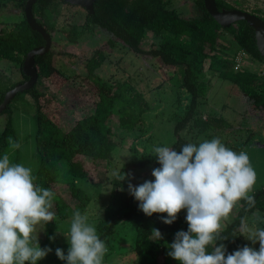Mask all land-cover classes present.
I'll return each mask as SVG.
<instances>
[{"label": "trees", "instance_id": "trees-1", "mask_svg": "<svg viewBox=\"0 0 264 264\" xmlns=\"http://www.w3.org/2000/svg\"><path fill=\"white\" fill-rule=\"evenodd\" d=\"M3 1L7 0H0ZM9 1L23 9V18L12 23L0 20V60L19 65L23 78L10 85H0V102L6 91L27 79L22 72L27 53L45 44L42 35L33 30L25 19L26 0ZM56 1L64 2L37 0L32 9L34 18L49 32L52 40L54 39L52 32L56 31V28L54 24H48L47 19L51 12L50 6ZM193 1L199 13L186 17L174 7L172 0H97L94 3V13H86L84 22L72 26L70 31V38L77 41L84 35L92 33L95 28H99L110 35L109 44L112 48L114 42L118 40L137 56L157 59L166 66L181 70L180 87L189 94V99L185 113L175 124L176 138L171 147L176 150L185 143L196 144L194 139L213 124L216 128L229 125L221 117L213 116L204 120L198 115L201 100L206 97L211 82L206 69L215 76L236 84L251 108L264 112V72L245 67L235 70L232 61V55L244 50L251 60L264 63L256 45L253 28L245 20L238 21L229 28H223L207 12L203 0ZM215 1L219 10L238 8L237 0ZM250 13L255 14V11ZM226 34L231 39H227ZM150 35L158 40L151 42L149 48L145 49L142 42ZM52 55V50H49L46 54L35 57L38 73L35 85L29 90L19 92L12 101L26 96L27 103L33 107L38 162L34 173L35 183L53 191L60 181L59 164H66L69 179L64 184L70 196L75 199V203L70 206L69 203L53 197L56 218L66 219L77 210L81 212L88 202L87 195L78 188L76 180L87 179L89 173L85 164L76 157H85L95 162H109L125 135L132 131L140 133L145 131L144 115L150 109V101L144 92L136 89L129 81L100 77L97 70L106 61V54L102 50H96L85 62L87 78L94 85L97 95L93 111L76 119L71 128L64 131L45 116L41 103L43 92L38 89L43 79L39 64L46 56L50 60ZM63 76L69 78L64 74ZM10 104L2 113L6 114L7 118L0 131V158L7 154L10 162L18 163L19 147L14 145H19V141ZM195 129L196 133L190 140L181 134L184 130L193 132ZM147 164L160 166L155 159L127 162L122 166L121 171L131 173L133 178L130 181L127 179L126 185L123 181L112 179L114 185L112 205L107 209L106 217L97 224L96 230L99 237L107 242L115 234L118 224L121 221H128L136 231L134 251L139 264H178L167 255L170 251L168 245L172 243L177 231L187 230L186 211L182 210L171 225H166L161 220L166 214L154 213L151 217L144 215L138 208V202L128 192L129 182L133 186L140 184L131 168L145 167ZM250 195L255 197L254 206L249 207L247 202L241 201L236 218L226 225L222 233V236L227 238L216 242L217 245L223 243L228 253L245 245L250 247L239 230L247 214L255 211L264 214V188L256 189ZM153 228L159 229L163 236L162 240L154 239L151 234ZM49 237H52L50 231L47 240Z\"/></svg>", "mask_w": 264, "mask_h": 264}, {"label": "rangeland", "instance_id": "rangeland-1", "mask_svg": "<svg viewBox=\"0 0 264 264\" xmlns=\"http://www.w3.org/2000/svg\"><path fill=\"white\" fill-rule=\"evenodd\" d=\"M264 0H237V7L250 10L251 6ZM174 7L186 17L199 13L193 0H172ZM48 24H54L56 31L52 32L54 39L51 48L53 55L49 60L44 57L39 64V71L43 76L42 84L38 89L43 92L41 103L45 116L51 119L62 130L67 131L81 116L89 115L94 108L97 95L94 85L87 78L86 60L96 51L102 50L106 54V61L97 70L102 78H113L129 81L136 89L146 94L150 101V109L144 115L146 129L143 132L132 131L125 135L124 140L113 152V158L108 161L95 162L91 159L78 156L88 170V178H78L76 185L88 197L87 205L81 211L87 214L89 223L95 228L107 214L112 205L114 185L112 172L121 169L127 162H139L146 159H156L152 149L155 146H169L174 143L176 135L175 124L185 113L189 94L180 87L181 70L174 69L160 63L157 59H148L137 56L128 51L123 44L116 40L114 47L109 44L110 35L99 28L84 35L79 40L70 38L72 26L84 22L87 11L78 5H71L56 1L50 6ZM23 18V9L12 1L0 2V20L15 22ZM227 39L231 37L226 34ZM158 40L155 36H148L142 46L148 49L150 43ZM246 66L252 70L264 72V63L250 60ZM69 76L65 78L63 74ZM207 77L211 79L207 95L201 100L198 115L204 120L210 117H221L229 125L216 128L211 125L205 132L194 139L196 144L203 140L219 138L226 147L239 152L245 151L250 158L251 165L256 173V182L253 191L264 188V112L253 110L247 102L240 88L223 78L215 76L209 70ZM23 78L19 65L7 60H0V85L13 84ZM13 109L14 126L19 141V160L32 169L33 175L37 168L35 139L36 123L33 117V107L27 103V97H18L11 102ZM7 115L0 114V131L3 129ZM196 133L183 131L181 134L190 140ZM242 143V144H241ZM155 164L145 167H132L131 171L141 183L153 180L151 171L157 168ZM60 181L54 187V198L69 203L72 206L75 199L70 196L64 184L69 176L66 164H59ZM127 184V179L123 181ZM252 191V192H253ZM54 199V202H55ZM53 202V203H54ZM239 204L223 221L224 228L232 222L238 212ZM54 206L52 211L55 213ZM73 213L66 219L56 218L46 225H36L33 233V243L38 239L41 248L48 247L52 251L37 264H66L55 255V249H63L65 255L68 250L67 237ZM249 229H264V214L260 211L248 213L242 226ZM242 226L240 232L242 234ZM49 231L54 239H48ZM97 231V230H96ZM98 234V233H97ZM243 236V235H242ZM136 231L128 221H121L115 234L105 242L107 253L103 264H139L134 251ZM247 241L250 247L259 249V242L253 244Z\"/></svg>", "mask_w": 264, "mask_h": 264}, {"label": "clouds", "instance_id": "clouds-1", "mask_svg": "<svg viewBox=\"0 0 264 264\" xmlns=\"http://www.w3.org/2000/svg\"><path fill=\"white\" fill-rule=\"evenodd\" d=\"M14 147H19L15 144ZM160 167L153 168V180L133 186L128 192L138 202L144 215L166 214L162 223L171 225L186 211L187 230H179L168 245L167 255L178 264H264V229L242 226V235L259 249L247 245L228 253L223 221L241 201L255 204L252 193L256 173L243 150L236 152L219 138L199 144L185 143L179 150L169 146L152 149ZM119 182L133 178L131 173L114 170ZM30 167L12 163L7 154L0 158V264H37L52 251L41 248L33 233L36 225L56 219L55 193L35 183ZM123 190V189H121ZM87 214L73 213L67 237L68 250L56 248L55 255L66 264H103L108 249L90 224ZM155 240H162L159 229L151 230ZM54 239V237H49ZM209 248L211 251H209Z\"/></svg>", "mask_w": 264, "mask_h": 264}, {"label": "water", "instance_id": "water-1", "mask_svg": "<svg viewBox=\"0 0 264 264\" xmlns=\"http://www.w3.org/2000/svg\"><path fill=\"white\" fill-rule=\"evenodd\" d=\"M37 0H26L24 7V16L29 26L39 32L45 44L31 49L24 58L22 72L27 76L23 82L16 84L4 94L3 100L0 102V114L3 113L10 102L19 92L33 88L37 81L38 73L35 65V57L42 56L49 52L52 44L49 32L36 21L33 15V5ZM71 5H78L84 8L87 13H94V3L97 0H63ZM207 12L223 27L229 28L238 21L245 20L254 30L257 48L264 59V20L248 11L234 8L231 10H219L215 0H203Z\"/></svg>", "mask_w": 264, "mask_h": 264}, {"label": "built area", "instance_id": "built-area-1", "mask_svg": "<svg viewBox=\"0 0 264 264\" xmlns=\"http://www.w3.org/2000/svg\"><path fill=\"white\" fill-rule=\"evenodd\" d=\"M251 11H255V15L264 20V1L251 6L248 12ZM250 60V56L244 50H239L232 55L233 67L235 70H239L244 67L249 68L246 66V63Z\"/></svg>", "mask_w": 264, "mask_h": 264}, {"label": "flooded vegetation", "instance_id": "flooded-vegetation-1", "mask_svg": "<svg viewBox=\"0 0 264 264\" xmlns=\"http://www.w3.org/2000/svg\"><path fill=\"white\" fill-rule=\"evenodd\" d=\"M66 3V2H65ZM69 4V3H68Z\"/></svg>", "mask_w": 264, "mask_h": 264}]
</instances>
